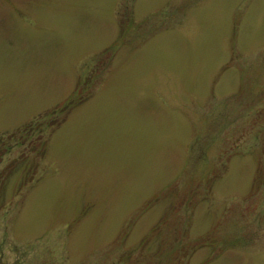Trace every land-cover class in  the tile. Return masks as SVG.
I'll return each instance as SVG.
<instances>
[{
  "label": "rangeland",
  "instance_id": "rangeland-1",
  "mask_svg": "<svg viewBox=\"0 0 264 264\" xmlns=\"http://www.w3.org/2000/svg\"><path fill=\"white\" fill-rule=\"evenodd\" d=\"M0 264H264V0H0Z\"/></svg>",
  "mask_w": 264,
  "mask_h": 264
},
{
  "label": "trees",
  "instance_id": "trees-1",
  "mask_svg": "<svg viewBox=\"0 0 264 264\" xmlns=\"http://www.w3.org/2000/svg\"><path fill=\"white\" fill-rule=\"evenodd\" d=\"M73 104H75V103H73ZM71 105H72V102H71ZM62 121H63V120H62ZM37 122H38V120H37ZM29 123H30V122H29ZM33 123H34V121H32V123L30 124V126H31ZM39 131H43V130H42V128H41ZM42 151H44V152H45L44 148H43V150H42ZM44 152H43V153H44ZM43 153H42V154H43Z\"/></svg>",
  "mask_w": 264,
  "mask_h": 264
}]
</instances>
